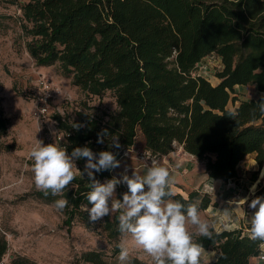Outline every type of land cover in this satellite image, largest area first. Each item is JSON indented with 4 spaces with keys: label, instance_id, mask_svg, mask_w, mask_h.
Returning a JSON list of instances; mask_svg holds the SVG:
<instances>
[{
    "label": "trees",
    "instance_id": "trees-1",
    "mask_svg": "<svg viewBox=\"0 0 264 264\" xmlns=\"http://www.w3.org/2000/svg\"><path fill=\"white\" fill-rule=\"evenodd\" d=\"M19 8L22 31L30 36L25 46L36 64L58 63L72 84L115 96L116 110L106 120L80 113L61 122V145L69 153L88 146L95 153L110 150L118 159L140 132L143 151L160 157L181 145L205 161L211 178L236 177L239 163L251 153L264 172V113L256 106L264 94V0H28L19 2ZM210 54L220 62L217 83L195 71ZM237 85H254L259 94L242 96ZM74 124L84 127L77 131ZM102 129L110 134L100 144ZM113 136L119 137V149L110 147ZM85 163L76 161L81 171ZM112 171L96 173V179H111ZM88 183L86 174L77 175L62 194L38 190L37 196L53 204L67 199L62 210L66 221H87ZM119 189L117 198L122 199ZM174 199L197 203L199 210L211 201L197 191L187 198L176 193ZM119 214L103 218L109 238L121 234ZM210 231L211 238L194 235L205 249L219 251L208 264H250L260 252L261 242L242 228ZM7 249V239L0 235V264ZM80 258L105 264L95 249L83 251ZM8 264L39 263L13 255ZM129 264L153 261L132 256Z\"/></svg>",
    "mask_w": 264,
    "mask_h": 264
},
{
    "label": "rangeland",
    "instance_id": "rangeland-1",
    "mask_svg": "<svg viewBox=\"0 0 264 264\" xmlns=\"http://www.w3.org/2000/svg\"><path fill=\"white\" fill-rule=\"evenodd\" d=\"M17 1H0V235L8 242L2 264H8L13 255H24L39 264H88L80 256L90 249L99 250L105 264H121L118 257L122 241L129 246L126 264L132 256L152 261L147 253L134 246L130 235L121 233L117 239L109 238L103 219L93 223L88 214L87 221L76 217L68 223L62 210L37 196L30 158L36 141L62 146L65 131L61 122H71L80 113L106 120L116 110V102L110 90L97 94L72 84L71 77L63 73L58 63L36 64L25 46L30 36L24 35L19 19V2L28 0ZM200 62L196 73L215 83L219 68L215 55H207ZM39 73L50 75L62 90L60 97L48 102L46 117L35 115ZM236 89L242 96H256L251 86ZM143 142L139 132L133 146L117 159L120 167L113 169V176L119 177L125 172L129 176L133 172L146 173L149 162L142 157ZM161 163L159 159L158 164ZM120 186L123 193L127 191V186L121 184L116 189V196ZM176 186V193L180 192ZM188 227L195 234L196 229L191 225ZM206 251L209 255L201 264L214 260L215 254Z\"/></svg>",
    "mask_w": 264,
    "mask_h": 264
},
{
    "label": "clouds",
    "instance_id": "clouds-1",
    "mask_svg": "<svg viewBox=\"0 0 264 264\" xmlns=\"http://www.w3.org/2000/svg\"><path fill=\"white\" fill-rule=\"evenodd\" d=\"M264 113V94L256 105ZM235 112L229 114L234 117ZM84 125L74 124L77 131ZM107 129L97 134V143H104L109 136ZM110 147L119 149V137L113 136ZM34 185L45 195L58 196L76 179L77 175L88 178L89 191L86 198L90 207L85 210L91 222L95 223L109 216L112 212L118 216L119 231L128 234L136 248L142 249L153 264H201L209 253L201 243L194 240V235L212 237V224L202 219L197 203H182L176 196L175 178L168 167L155 160L146 164V173L139 175L126 172L119 177L101 183L95 174L120 167L116 154L110 150L95 153L88 146L75 147L71 153L56 144H44L37 140L30 152ZM86 160L83 171L78 169L76 161ZM178 166V165H177ZM127 186L122 199L116 196L119 185ZM256 185H253L254 192ZM236 203V206L242 201ZM55 207L63 210L68 200L57 199ZM249 207L254 210L250 217L249 238L261 242L264 250V196L251 199ZM226 214L227 211H226ZM193 226L195 234L189 231ZM119 261L126 264L129 258V246L126 241L119 244Z\"/></svg>",
    "mask_w": 264,
    "mask_h": 264
},
{
    "label": "crops",
    "instance_id": "crops-1",
    "mask_svg": "<svg viewBox=\"0 0 264 264\" xmlns=\"http://www.w3.org/2000/svg\"><path fill=\"white\" fill-rule=\"evenodd\" d=\"M218 81L217 78L215 83ZM238 86L242 85L236 87ZM246 86L253 87L256 96L259 94L254 85ZM159 159L162 161L161 165L168 167L174 175L175 186L177 185L180 189L177 193L187 198L190 191H197L200 195L210 197L209 205L199 211L201 218L208 220L215 231L242 228L249 234V221L254 212L249 204L256 196H264V172H261L262 168H259L254 153L247 155L239 163L237 176L228 180L211 178L206 171L205 161L197 159L178 144L169 153L161 155ZM253 185H256L254 192ZM245 198H247L245 203L241 201L236 206L235 202ZM205 250L215 254L214 260L219 254L218 249ZM260 254L264 255L261 247L259 254L250 258V264H264Z\"/></svg>",
    "mask_w": 264,
    "mask_h": 264
},
{
    "label": "built area",
    "instance_id": "built-area-1",
    "mask_svg": "<svg viewBox=\"0 0 264 264\" xmlns=\"http://www.w3.org/2000/svg\"><path fill=\"white\" fill-rule=\"evenodd\" d=\"M213 55V54H210ZM218 61V67H220V62L217 56H215ZM201 62L199 63V65ZM37 92L35 99L37 101V106L35 110V115L37 117H46L49 113V103L51 100L56 97H60L62 94L61 88L53 82V79L48 74L39 73L37 82ZM126 152V151H125ZM124 152V153H125ZM142 157L147 159L149 164L152 160H155L158 163L159 157L151 154L149 151L145 150L142 152ZM260 258L264 259V255L260 254Z\"/></svg>",
    "mask_w": 264,
    "mask_h": 264
}]
</instances>
